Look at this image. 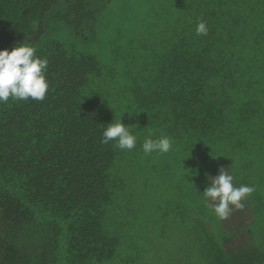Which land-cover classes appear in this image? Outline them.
Returning <instances> with one entry per match:
<instances>
[{
	"label": "trees",
	"instance_id": "trees-1",
	"mask_svg": "<svg viewBox=\"0 0 264 264\" xmlns=\"http://www.w3.org/2000/svg\"><path fill=\"white\" fill-rule=\"evenodd\" d=\"M110 2L0 0V50L27 43L49 61L44 100L0 104V264H57L62 245L68 264L115 258L118 240L103 221L118 191L110 171L123 151L101 141L120 119L137 141L158 126L175 148H191L203 162H241L235 185L254 191L242 201V217L233 207L224 222L238 239L250 238L240 221L261 224L264 254V0H164L169 17L159 18L150 69L144 67L150 75L142 87V77L135 80L136 103L125 111L99 84L96 56L47 38L55 24L84 40L96 37ZM201 20L206 36L196 35ZM216 172L201 169L210 183ZM229 240L223 249L213 246L216 264H228Z\"/></svg>",
	"mask_w": 264,
	"mask_h": 264
},
{
	"label": "rangeland",
	"instance_id": "rangeland-1",
	"mask_svg": "<svg viewBox=\"0 0 264 264\" xmlns=\"http://www.w3.org/2000/svg\"><path fill=\"white\" fill-rule=\"evenodd\" d=\"M165 5L164 0H111L100 15L96 37L84 40L70 28L55 24L49 27L47 38L96 56L104 73L99 84L113 105L125 111L127 103H136L135 80L142 77V87L144 77L150 75L144 67L150 69L152 44L159 37L163 21L159 18L169 17ZM130 89L134 90L132 94ZM162 131L152 127L134 149L121 150L122 158L118 157L110 171L118 191L103 229L118 240V248L114 259L100 264H216L213 246L223 249L229 238L225 253L228 264H264V254L258 249L261 224L240 221V231H250V238H234L224 220L215 215L214 204L202 196L210 182L201 175V169L206 173L213 166L228 169L236 186L234 168L241 162L223 167L219 158L203 162L204 156L195 158L191 148H175L173 143L166 154H145L144 140L164 137ZM234 214L242 217L240 208ZM202 235L205 246L197 240ZM65 256L62 245L57 264H68Z\"/></svg>",
	"mask_w": 264,
	"mask_h": 264
},
{
	"label": "clouds",
	"instance_id": "clouds-1",
	"mask_svg": "<svg viewBox=\"0 0 264 264\" xmlns=\"http://www.w3.org/2000/svg\"><path fill=\"white\" fill-rule=\"evenodd\" d=\"M197 36H206L208 27L201 20L196 26ZM49 61L38 57L36 49L27 43H20L11 51L0 50V104L7 103L9 99L27 101L29 99L42 101L49 90L46 72ZM102 144L114 142V146L121 150L131 151L136 147L137 136L121 119L110 123L102 133ZM145 154L158 152L166 154L172 150V141L164 136L159 139H145L142 144ZM210 186L202 193L206 200L214 204V213L221 220L229 217L232 206L239 209L254 191L249 185L234 186L233 176L228 169L221 168L216 177H210Z\"/></svg>",
	"mask_w": 264,
	"mask_h": 264
}]
</instances>
